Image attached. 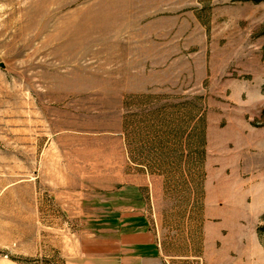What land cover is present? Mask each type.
Wrapping results in <instances>:
<instances>
[{
  "label": "rangeland",
  "instance_id": "1",
  "mask_svg": "<svg viewBox=\"0 0 264 264\" xmlns=\"http://www.w3.org/2000/svg\"><path fill=\"white\" fill-rule=\"evenodd\" d=\"M123 205L264 264V0H0V264H103Z\"/></svg>",
  "mask_w": 264,
  "mask_h": 264
},
{
  "label": "crops",
  "instance_id": "2",
  "mask_svg": "<svg viewBox=\"0 0 264 264\" xmlns=\"http://www.w3.org/2000/svg\"><path fill=\"white\" fill-rule=\"evenodd\" d=\"M117 209L118 215L112 218L117 224L103 230L106 234L101 243L103 264H170L163 259L150 229L138 220L142 216L132 213L125 205Z\"/></svg>",
  "mask_w": 264,
  "mask_h": 264
},
{
  "label": "trees",
  "instance_id": "3",
  "mask_svg": "<svg viewBox=\"0 0 264 264\" xmlns=\"http://www.w3.org/2000/svg\"><path fill=\"white\" fill-rule=\"evenodd\" d=\"M258 235H259V238L264 246V225L260 226L259 229H258Z\"/></svg>",
  "mask_w": 264,
  "mask_h": 264
}]
</instances>
